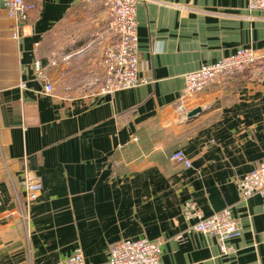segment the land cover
<instances>
[{"label":"crops","instance_id":"obj_1","mask_svg":"<svg viewBox=\"0 0 264 264\" xmlns=\"http://www.w3.org/2000/svg\"><path fill=\"white\" fill-rule=\"evenodd\" d=\"M25 1L35 8L17 26L0 0V264H56L78 248L86 264H110L113 243L140 237L161 243L160 264H264L263 199H242L237 187L264 162V10L248 0H142L147 82L103 94V49L115 35L101 0ZM242 46L258 63L190 96L187 111H202L181 115L184 74ZM179 150L192 167L171 160ZM25 167L43 183L28 212ZM188 201L205 216L230 209L241 235L227 252L191 229Z\"/></svg>","mask_w":264,"mask_h":264},{"label":"built area","instance_id":"obj_2","mask_svg":"<svg viewBox=\"0 0 264 264\" xmlns=\"http://www.w3.org/2000/svg\"><path fill=\"white\" fill-rule=\"evenodd\" d=\"M142 0H101L110 16L109 27L115 38L103 49L102 70L103 82L100 93H114L126 90L147 82L139 76L140 59L138 49L137 9ZM9 17L17 26L28 20L35 8L25 0H2ZM252 11H263L264 0H248ZM18 37V34H15ZM261 55L250 46L239 47L228 56L216 62L206 63L201 67L184 74L185 88L177 102L178 112L187 115V101L192 95L202 93L222 79L233 78L247 69L254 67ZM36 77L44 84L43 93L53 94L54 86L47 68L40 60L35 61ZM25 86L24 83L21 84ZM1 91V89H0ZM171 160L192 167L191 160L181 150L171 155ZM22 184L26 191V211L37 201L43 190L41 178L25 167L22 172ZM237 187L242 199L258 194L264 202V162L237 180ZM184 214L188 219H196L191 229L215 237L223 252H227L226 242L241 235L239 221L230 209L217 211L205 216L201 208L193 201L184 205ZM28 215V214H27ZM24 213L23 218L27 217ZM162 246L157 240L147 237L124 238L113 243L109 248L110 264H160ZM56 264H86L82 249L78 248L70 256Z\"/></svg>","mask_w":264,"mask_h":264},{"label":"water","instance_id":"obj_3","mask_svg":"<svg viewBox=\"0 0 264 264\" xmlns=\"http://www.w3.org/2000/svg\"><path fill=\"white\" fill-rule=\"evenodd\" d=\"M263 83H264V82H263ZM201 111H202V109H200V108H198V109H194V110H192V111H189V112L187 113V116H188L189 118H191V117L195 116L196 114L200 113Z\"/></svg>","mask_w":264,"mask_h":264}]
</instances>
